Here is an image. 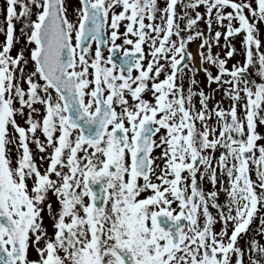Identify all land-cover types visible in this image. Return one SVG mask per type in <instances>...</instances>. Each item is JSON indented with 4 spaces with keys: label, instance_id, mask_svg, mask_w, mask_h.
Listing matches in <instances>:
<instances>
[{
    "label": "snow or ice",
    "instance_id": "1",
    "mask_svg": "<svg viewBox=\"0 0 264 264\" xmlns=\"http://www.w3.org/2000/svg\"><path fill=\"white\" fill-rule=\"evenodd\" d=\"M0 14V264H264V0Z\"/></svg>",
    "mask_w": 264,
    "mask_h": 264
},
{
    "label": "flooded vegetation",
    "instance_id": "2",
    "mask_svg": "<svg viewBox=\"0 0 264 264\" xmlns=\"http://www.w3.org/2000/svg\"><path fill=\"white\" fill-rule=\"evenodd\" d=\"M72 3H73V5H75V4L77 3V0H72ZM69 11L71 12V8L69 9ZM201 11H203V9H201ZM201 28H205V26H204L203 24H201ZM205 30H206V29H205ZM240 39H241V37H237V38L235 39V41H234V43H236V47H237V49L240 48V43H239V40H240ZM196 48H197V44H196V43H193V44H191V45L189 46V49H190L191 51H195ZM213 51L215 52V51H217V49H213ZM240 59H242V58H241L239 55H237L236 60H240ZM235 62H236L235 60H230L228 66L230 67L231 64H233V63H235ZM213 71H214V70H213ZM199 79L202 81V85H201V86L204 87L205 90L207 91L206 84L204 83V81H205V77L203 76V74L200 75ZM212 87L215 88L216 85H212ZM220 98H221L220 94L217 93L216 96H215V100H220ZM224 107H227V100H225ZM212 211H213V213L215 214V210H212ZM215 229H217V231H218V227H217V226H215Z\"/></svg>",
    "mask_w": 264,
    "mask_h": 264
},
{
    "label": "rangeland",
    "instance_id": "3",
    "mask_svg": "<svg viewBox=\"0 0 264 264\" xmlns=\"http://www.w3.org/2000/svg\"><path fill=\"white\" fill-rule=\"evenodd\" d=\"M0 3H2V0H0ZM3 19H4L3 15L0 14V25L3 24ZM20 26H21L20 24H17V25H16V28H17V35H19V28H20ZM3 40H4V36H3L2 34H0V42H2ZM21 43H23V41H22ZM20 46H21V45H16V48L18 49ZM13 55H15V49H14V51H13ZM223 199H224V197H223V195H221V201H223ZM47 222H48V221L46 220V223H47ZM216 226L218 227V230H219L220 225L217 224ZM255 226H256V225L254 224L252 227H255ZM215 230H217V229H215ZM32 256H33V258H35V253H33Z\"/></svg>",
    "mask_w": 264,
    "mask_h": 264
}]
</instances>
